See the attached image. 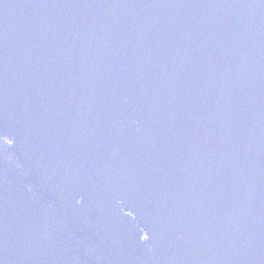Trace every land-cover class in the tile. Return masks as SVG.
I'll return each mask as SVG.
<instances>
[{"label": "water", "instance_id": "1", "mask_svg": "<svg viewBox=\"0 0 264 264\" xmlns=\"http://www.w3.org/2000/svg\"><path fill=\"white\" fill-rule=\"evenodd\" d=\"M0 264H264V0H0Z\"/></svg>", "mask_w": 264, "mask_h": 264}]
</instances>
